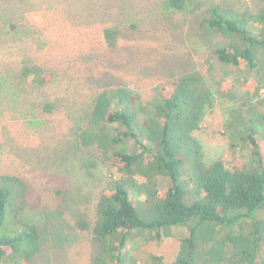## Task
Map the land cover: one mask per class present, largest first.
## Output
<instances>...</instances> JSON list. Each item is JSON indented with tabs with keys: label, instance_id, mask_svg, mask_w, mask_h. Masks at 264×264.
I'll use <instances>...</instances> for the list:
<instances>
[{
	"label": "trees",
	"instance_id": "obj_1",
	"mask_svg": "<svg viewBox=\"0 0 264 264\" xmlns=\"http://www.w3.org/2000/svg\"><path fill=\"white\" fill-rule=\"evenodd\" d=\"M192 4L165 0L173 13H184ZM200 28L205 37L221 38L212 55L222 66L218 92L231 104L225 108V127L234 155L230 161L208 160L198 137L216 98L205 74L176 77L148 99L128 87L99 90L76 139L82 154L98 161L91 168L97 163L115 168L118 177L99 197L94 221H76L94 244L93 264H139L137 249L170 238L180 228L188 233L180 237L174 261L150 255L142 264L257 260L264 244V111L255 104L264 90V0L255 11L211 4ZM235 71L246 75L232 77ZM9 72H0L3 88L8 87ZM17 76L38 89L53 81L30 61ZM42 108L54 111L50 102ZM238 151L240 159L235 157ZM166 180L167 187L162 184ZM27 191L21 177L0 176V264H36L42 250L38 226L19 216L28 204Z\"/></svg>",
	"mask_w": 264,
	"mask_h": 264
},
{
	"label": "rangeland",
	"instance_id": "obj_2",
	"mask_svg": "<svg viewBox=\"0 0 264 264\" xmlns=\"http://www.w3.org/2000/svg\"><path fill=\"white\" fill-rule=\"evenodd\" d=\"M214 3L255 11L262 0H193L184 13L169 11L165 0H0V72L11 70L8 87L0 83V176L27 183L28 204L19 216L42 234L36 264H93L94 244L76 221H94L99 197L118 177L115 168H91L98 161L83 155L76 139L99 90L128 87L148 99L176 77L205 74L216 98L197 134L208 160L230 161L225 108L231 104L218 92L222 66L212 55L221 38L205 37L200 28ZM26 61L53 81L41 89L19 82ZM49 102L54 111L45 113ZM255 104L264 111V90ZM187 233L175 229L170 238L144 243L135 251L139 264L150 255L174 261ZM254 264H264V244Z\"/></svg>",
	"mask_w": 264,
	"mask_h": 264
}]
</instances>
